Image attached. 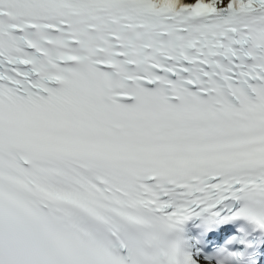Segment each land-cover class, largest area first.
I'll use <instances>...</instances> for the list:
<instances>
[{
	"label": "snow or ice",
	"instance_id": "snow-or-ice-1",
	"mask_svg": "<svg viewBox=\"0 0 264 264\" xmlns=\"http://www.w3.org/2000/svg\"><path fill=\"white\" fill-rule=\"evenodd\" d=\"M0 264H264V0H0Z\"/></svg>",
	"mask_w": 264,
	"mask_h": 264
}]
</instances>
